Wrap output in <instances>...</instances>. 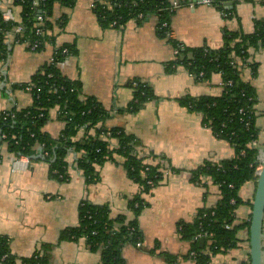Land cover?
Segmentation results:
<instances>
[{
    "label": "crops",
    "instance_id": "obj_1",
    "mask_svg": "<svg viewBox=\"0 0 264 264\" xmlns=\"http://www.w3.org/2000/svg\"><path fill=\"white\" fill-rule=\"evenodd\" d=\"M175 1V0H170ZM94 0H75L72 6L56 2L52 16L53 42H46L39 52L24 46L10 45L6 59L0 61V114L33 105L30 92L17 88L28 83L56 50L70 46L75 51L59 69L69 80L82 85L81 99L93 98L110 113L109 128H122L137 140L138 151L146 162H163L172 174L157 187L144 192L131 180L124 168V159L115 154L98 169L99 179L88 184L75 165L77 155L67 157L69 180L59 182L50 175L49 165L37 151L30 157L0 148V236L8 239L17 264L39 250L48 248V264H102L100 253L90 250L86 241H71L64 233L79 223V207L87 201L105 207L110 216L120 215L133 220L130 202L140 197L146 203L138 216L143 233L141 249L126 246L122 251L124 264H195L188 258L191 243L181 238L179 224L192 223L198 211L219 202V188L208 179L206 189L191 181L193 170L205 161L222 162L233 157V147L213 135L203 125L199 114L182 107L178 100L186 96L219 97L223 93L222 78L214 75L210 82L191 77L182 66L171 72L168 65L175 60L173 47L159 37L157 20L148 17L142 22L130 21L120 29L102 26L93 11ZM228 16L213 6H183L175 10L171 21L174 38L184 47L217 50L223 45L226 30L249 35L257 22H264V0H236L230 4ZM10 10L14 21H21L22 8L15 0H0V13ZM251 62L257 73L243 65L244 82L257 94L256 127L258 140L253 147L264 156V50L251 51ZM134 81L147 85L155 98L137 113L129 107L134 99ZM65 124L57 109L50 112L42 131L57 139ZM86 132L74 137L80 142ZM117 148L115 140L110 141ZM21 159L18 164L15 160ZM207 192L206 198L204 193ZM256 186L246 183L239 192L243 201L236 211V225L250 221ZM264 229V225H263ZM238 245L218 253L210 264H246L250 262V233L242 228Z\"/></svg>",
    "mask_w": 264,
    "mask_h": 264
},
{
    "label": "trees",
    "instance_id": "obj_2",
    "mask_svg": "<svg viewBox=\"0 0 264 264\" xmlns=\"http://www.w3.org/2000/svg\"><path fill=\"white\" fill-rule=\"evenodd\" d=\"M74 1L48 0L35 7L34 0H15V5L22 8L21 21L0 24V61L6 59L10 46L5 42L6 33L17 24L25 26L27 40L42 41L39 51L46 42H53V25L49 18L56 2L72 6ZM170 5V0H94L93 11L99 23L107 28L120 29L130 21L142 22L148 17L156 18L159 37L167 40L178 51V56L168 65L169 72L182 66L198 81L210 82L217 74L222 78L221 96H186L178 100L182 107L201 115L203 125L234 149L232 158L220 163L205 161L192 171L191 181L194 184L206 189L205 179H208L219 188L220 198L215 206L200 209L192 223L179 224L181 238L192 245L188 258L194 260L195 264H210L218 253L237 247V236L242 228L250 230V221L243 225L235 223L236 211L243 203L239 196L240 189L248 182H254L257 187L259 178V151L253 147L259 136L255 111L257 94L251 84L243 81L240 63L241 66L250 67L253 75H256L258 67L251 62V51L264 50V22H257L254 33L249 35L226 30L223 45L217 50L206 46L184 47L171 31L175 11L168 9ZM214 7L224 14L232 12L221 2ZM38 15L47 18L43 37L35 36L34 18ZM65 48L69 54L62 56L61 51ZM56 54L58 59L54 64L45 65L28 83L16 86L23 90L32 87L33 105L22 110L14 109L8 112L10 116L6 113L0 115V146L5 144L10 152L21 157H31L41 148L51 177L59 182L69 180L67 157L73 152L77 155L76 168L83 173L88 184L96 183L99 179L98 169L112 160L115 154H119L125 161L124 168L128 177L140 185L144 192L157 187L161 180V164L149 165L150 171L145 172L146 160L150 157L156 159V156L147 153L148 157L142 158L143 151H138L137 140L122 128L107 127L110 113L93 98L82 100L81 83L61 74L60 64L75 54L72 47L64 46ZM138 83L139 87L134 89V99L129 107L132 113L139 112L147 102L155 98L154 92L147 85L144 87L143 83ZM54 109L58 110L65 124V129L57 139L42 131ZM80 130L86 132V137L75 142L74 137ZM111 140L117 142V148H112ZM150 180L155 182L154 187L148 185ZM206 195L207 192L204 193L205 198ZM145 206L146 203L140 197L134 198L130 202L134 219L130 220L124 215L113 218L105 207L85 201L79 207L78 226L66 230L64 238L71 241L84 239L91 251L100 253L102 264H124L123 249L135 246L139 241L143 242L144 236L137 219ZM201 240H204L203 248H200ZM47 250L46 247L39 250L30 258L23 259L21 264H48ZM167 260L174 264L171 256H167ZM0 264H17L11 254L8 239L2 236Z\"/></svg>",
    "mask_w": 264,
    "mask_h": 264
},
{
    "label": "built area",
    "instance_id": "obj_3",
    "mask_svg": "<svg viewBox=\"0 0 264 264\" xmlns=\"http://www.w3.org/2000/svg\"><path fill=\"white\" fill-rule=\"evenodd\" d=\"M47 1L48 0H34L33 4L35 7H37L43 3H46ZM219 2L224 4L227 8H229L230 4H232L231 2H225L224 0H175V1H171V5L169 6L168 9L173 12V11L177 10L178 8L183 7V6H188L191 8H193L197 5H206V6H213L214 7ZM93 7H94V5H93ZM222 14L225 16H228V14H224V13H222ZM140 18L142 19L143 16L140 15ZM13 21H14V18H13V15H12L10 10H7L6 12H3L0 14V24L3 22L12 23ZM46 21H47V18H45L43 15H38L34 18L35 36L36 37H43L45 35V22ZM113 25L115 26L116 23H114ZM163 26L167 27V24H164ZM5 42L8 43L9 45L24 46L32 52H38L41 45H42V41H40L39 39H35L34 41H29L26 39V29H25V26L21 23L15 25L11 29V31L6 33ZM56 52H57V50L55 51V53L53 54V56L49 60L48 64H54L57 61L58 54H56ZM68 54H69V51L66 48L61 51L62 56H67ZM174 56L175 57L178 56V51L174 50ZM191 77H193V76L191 75ZM193 78H195V77H193ZM229 84L231 85V83H229ZM132 86H133V89H136L139 87V83L133 82ZM143 86L145 87V84ZM222 86H223V84H222ZM31 89H32V87L29 86L25 89V91H28L31 93ZM241 112H243V110H241ZM5 113L7 114V116H10V114L8 112H4V114ZM11 116L13 117V115H11ZM41 117H42V115H41ZM141 157L144 158L145 155L141 153ZM262 160H263L262 158H259V163ZM20 161H21V159L15 160V164H18ZM156 164H161V167H162L160 169V172H161V175H160L161 180L159 182V184H160L164 180L168 179V177H170L173 172H172V169L170 168V166L164 164L163 162H154V163L146 162L147 167L145 169V172L150 171L149 165H156ZM259 169H260V167L258 168V172H259ZM157 177L159 178V175H156V178ZM148 185H150L151 187H154L155 182L153 180H150V181H148ZM143 205H144V203H143ZM131 231H133V230H131ZM142 245H143V242L139 241L133 247L135 249H141ZM192 256H195V254H192Z\"/></svg>",
    "mask_w": 264,
    "mask_h": 264
},
{
    "label": "water",
    "instance_id": "obj_4",
    "mask_svg": "<svg viewBox=\"0 0 264 264\" xmlns=\"http://www.w3.org/2000/svg\"><path fill=\"white\" fill-rule=\"evenodd\" d=\"M1 150V148H0ZM39 156L33 158H42L41 148L38 149ZM32 158V157H30ZM259 176L256 187L252 213L250 219V264H264V158L260 161ZM203 248L204 240L200 241Z\"/></svg>",
    "mask_w": 264,
    "mask_h": 264
},
{
    "label": "bare ground",
    "instance_id": "obj_5",
    "mask_svg": "<svg viewBox=\"0 0 264 264\" xmlns=\"http://www.w3.org/2000/svg\"><path fill=\"white\" fill-rule=\"evenodd\" d=\"M264 158V156H262V159Z\"/></svg>",
    "mask_w": 264,
    "mask_h": 264
}]
</instances>
